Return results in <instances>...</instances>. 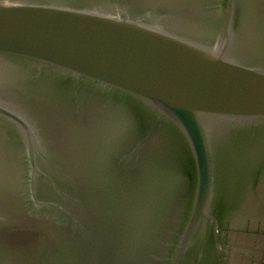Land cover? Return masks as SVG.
I'll return each instance as SVG.
<instances>
[{
    "label": "water",
    "instance_id": "water-1",
    "mask_svg": "<svg viewBox=\"0 0 264 264\" xmlns=\"http://www.w3.org/2000/svg\"><path fill=\"white\" fill-rule=\"evenodd\" d=\"M250 223L264 0H0V264H227Z\"/></svg>",
    "mask_w": 264,
    "mask_h": 264
},
{
    "label": "flooded vegetation",
    "instance_id": "flooded-vegetation-1",
    "mask_svg": "<svg viewBox=\"0 0 264 264\" xmlns=\"http://www.w3.org/2000/svg\"><path fill=\"white\" fill-rule=\"evenodd\" d=\"M253 227L250 223L248 229L229 230L227 264H264V225Z\"/></svg>",
    "mask_w": 264,
    "mask_h": 264
}]
</instances>
